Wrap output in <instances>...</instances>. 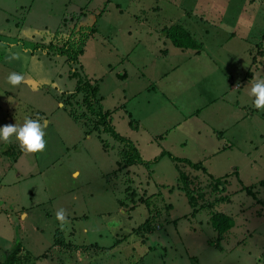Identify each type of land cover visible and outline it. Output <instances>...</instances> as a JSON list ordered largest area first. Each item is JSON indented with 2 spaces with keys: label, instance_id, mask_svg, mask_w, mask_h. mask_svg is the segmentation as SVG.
<instances>
[{
  "label": "rangeland",
  "instance_id": "obj_1",
  "mask_svg": "<svg viewBox=\"0 0 264 264\" xmlns=\"http://www.w3.org/2000/svg\"><path fill=\"white\" fill-rule=\"evenodd\" d=\"M85 27L76 61L48 49ZM258 79L264 0H0V126L44 133L36 152L0 140V262L19 243L23 264H264ZM200 192L217 203L191 215ZM214 212L234 219L220 239Z\"/></svg>",
  "mask_w": 264,
  "mask_h": 264
},
{
  "label": "trees",
  "instance_id": "obj_2",
  "mask_svg": "<svg viewBox=\"0 0 264 264\" xmlns=\"http://www.w3.org/2000/svg\"><path fill=\"white\" fill-rule=\"evenodd\" d=\"M90 27V26H89ZM89 27L85 28H78L77 33L79 34L78 39L75 41L74 39L70 40L71 38H68V36L74 37V35L71 33L68 36H65L61 39V42L58 45L49 44V50L55 52L59 56H63L67 59L68 63H72L77 60V57L81 55L82 51L81 48L84 45V41L88 38V33L86 31L90 29ZM92 32V30L90 31ZM164 36L167 37L171 44L175 47L182 48V49H192L195 51L201 50L202 45L196 40L192 38V36L189 34L187 30H185L181 25L174 24L168 29L164 31ZM81 86L80 80L76 83V89L79 90ZM97 89L91 88L89 85H85V87H82V90H84V97H83V106L87 110L89 114H92L94 117H97V122L104 126L106 129L107 126L110 127V125L107 122V117L109 115V111L103 112L102 107H94L92 100L90 98L92 91ZM111 132L112 128L110 127ZM131 155V154H130ZM173 160L175 157H171ZM131 159L136 160L131 155ZM182 161V160H180ZM193 168H196L198 164H191ZM220 180V179H219ZM203 192H200L198 197H195L194 195H191L188 197V203L190 206H192V211L190 212L191 215H195L199 211L207 210V209H213L215 206V203L217 202H204L203 199L205 198L202 194ZM190 194V193H189ZM188 196V195H187ZM200 198L202 200V203L199 205L197 201L193 203L195 199ZM213 211V210H212ZM145 223V222H144ZM142 224L145 226L146 224ZM209 223L214 231L217 232L218 237L217 239H220L225 235V233L230 230L234 226V219L233 217L229 215H225L221 212H214L209 217ZM140 231V229H138ZM141 232V231H140ZM21 249V245L19 243H16L15 246L7 251L4 254L3 260L0 262V264H16L19 261H15L17 255L19 254ZM21 261V259H19ZM19 264H23V261L19 262Z\"/></svg>",
  "mask_w": 264,
  "mask_h": 264
},
{
  "label": "clouds",
  "instance_id": "obj_3",
  "mask_svg": "<svg viewBox=\"0 0 264 264\" xmlns=\"http://www.w3.org/2000/svg\"><path fill=\"white\" fill-rule=\"evenodd\" d=\"M21 80L22 77L14 72L10 73L7 77V81L11 85H16L20 83ZM248 94L254 97L253 104L257 109L264 107V80H256L249 89ZM13 134L28 152H36L42 150L44 147V141L42 140V136L44 135L43 129L40 122L37 120L26 118L21 126L15 124L0 126V140L7 141ZM56 217L58 220L63 221V210L57 211Z\"/></svg>",
  "mask_w": 264,
  "mask_h": 264
},
{
  "label": "crops",
  "instance_id": "obj_4",
  "mask_svg": "<svg viewBox=\"0 0 264 264\" xmlns=\"http://www.w3.org/2000/svg\"><path fill=\"white\" fill-rule=\"evenodd\" d=\"M173 46V45H172ZM175 47V46H174ZM202 48V47H201ZM178 49V48H177ZM189 50H192V49H189ZM202 50V49H201ZM201 50L200 51H198L199 53L201 52ZM195 51V50H194ZM194 55H196V54H194ZM191 58H192V56H191ZM235 85H238L239 86V84H235Z\"/></svg>",
  "mask_w": 264,
  "mask_h": 264
}]
</instances>
